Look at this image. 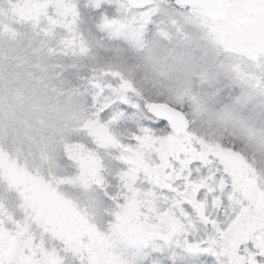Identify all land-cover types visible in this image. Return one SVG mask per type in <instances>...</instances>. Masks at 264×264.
Segmentation results:
<instances>
[{
    "label": "snow or ice",
    "instance_id": "obj_1",
    "mask_svg": "<svg viewBox=\"0 0 264 264\" xmlns=\"http://www.w3.org/2000/svg\"><path fill=\"white\" fill-rule=\"evenodd\" d=\"M0 264H264V0H0Z\"/></svg>",
    "mask_w": 264,
    "mask_h": 264
}]
</instances>
